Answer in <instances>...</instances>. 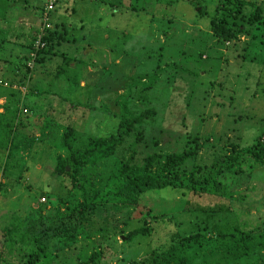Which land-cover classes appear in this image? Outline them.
Listing matches in <instances>:
<instances>
[{"label": "rangeland", "instance_id": "1", "mask_svg": "<svg viewBox=\"0 0 264 264\" xmlns=\"http://www.w3.org/2000/svg\"><path fill=\"white\" fill-rule=\"evenodd\" d=\"M218 1L59 0L49 21L64 38L55 49L58 54L39 65L28 44L42 25L47 0H0V80L24 87H9L20 93L21 122L15 134L33 141L31 151L17 155L19 164L7 170L6 150L0 149V264L11 260L5 226L34 217L32 207L41 206L47 219L58 200L69 196V177L54 173L57 155L66 153L62 135L68 128L81 142L108 136L122 115L148 108L155 115L135 127L107 161L108 170L116 159L134 155L142 162L155 152L197 146L195 163L207 168L222 163L220 185L211 184L201 194L168 186L144 192L136 206L103 209L101 217L115 227L110 239L81 240L71 250L59 251L60 256L83 260L100 242L104 262L126 264L168 244L175 232L212 237L204 228L211 207L223 208L211 226L226 217L264 230V165L253 164L244 154L241 165L228 167L236 152L233 145L243 152L258 139L264 141V27L246 24L248 32L237 39L218 38L210 27ZM246 1V15L258 6L264 15V0ZM25 56L30 68L26 81L19 77L26 67L15 66ZM5 103L3 97L0 104ZM144 225L152 228L150 236L130 242L113 236ZM50 243L57 252L58 241Z\"/></svg>", "mask_w": 264, "mask_h": 264}, {"label": "trees", "instance_id": "2", "mask_svg": "<svg viewBox=\"0 0 264 264\" xmlns=\"http://www.w3.org/2000/svg\"><path fill=\"white\" fill-rule=\"evenodd\" d=\"M246 3V0L218 1L216 13L210 22L215 36L230 42L248 32L246 24L264 27L261 8L258 6L246 15L243 10ZM198 9L202 14L203 8L198 6ZM37 34L38 30L28 44L29 49L34 48ZM63 36L64 33L58 28L48 30L43 37L44 47L36 51L34 61L42 65L51 55H57L55 49ZM2 41L0 38V47ZM60 55L64 56L65 52ZM28 58L25 56V61L20 59V63L15 65L17 69L26 67L19 76L24 81L30 71ZM1 97H6V103L0 104V109L4 108L0 111V149L6 150L4 169L7 170L19 164L17 155L31 151L33 141L25 139L23 133L15 134L21 122L18 114L20 93L0 85ZM154 112V108H148L137 115H122L114 133L88 136L83 142L74 134L73 128H68L62 135V146L66 153L57 155L54 168L55 174L67 176L71 181L68 199L58 200L52 217L46 219L41 214V206L32 207L36 214L34 217L27 220L13 219L3 228L4 244L11 258L7 264H107L104 262L105 247L102 249L100 242L101 248L95 246L90 255L76 262L62 258L59 251L71 250L81 240L95 243L110 239L109 232L115 227L101 217V211L109 207L136 206L146 191L170 186L201 194L207 192L211 184L220 185L222 163H213L210 168L195 163L193 160L198 154L197 146L182 152H155L144 157L142 162H136L134 155L128 160L116 159L115 165L108 170L107 161L115 155L135 127L144 119L153 117ZM137 134L140 139L141 132ZM232 151L236 152L230 157V168L241 165L244 154L252 158L253 164L264 165V141L260 139L243 148V152L235 145ZM191 161L192 165L189 164ZM0 188L3 189V186L0 185ZM222 211L223 208L211 207L205 218L204 228L208 229V233L213 232L212 237L200 231L186 235L175 232L168 244L157 246L144 257L126 264H264V230L243 227L226 217H220L211 226V221ZM221 220L224 223L220 225ZM151 234L152 228L148 225L133 228L127 234L121 230L113 232L116 238L124 236L125 242ZM54 239L58 241L57 252L50 249V242ZM198 254L206 255L198 261Z\"/></svg>", "mask_w": 264, "mask_h": 264}, {"label": "built area", "instance_id": "3", "mask_svg": "<svg viewBox=\"0 0 264 264\" xmlns=\"http://www.w3.org/2000/svg\"><path fill=\"white\" fill-rule=\"evenodd\" d=\"M59 2V0H47V3L43 9L42 13V25L38 29V34L37 38L34 43V49L35 53L32 55V61H34L36 57V51L39 50L40 48L44 47V42H43V37L47 33L48 30L53 29L52 23L49 21V14L51 11L55 9L56 4ZM32 66V64H30ZM0 85L5 86V87H11L12 89H20L24 91L23 86H17V85H10L6 81L0 80ZM44 200V199H43Z\"/></svg>", "mask_w": 264, "mask_h": 264}, {"label": "crops", "instance_id": "4", "mask_svg": "<svg viewBox=\"0 0 264 264\" xmlns=\"http://www.w3.org/2000/svg\"><path fill=\"white\" fill-rule=\"evenodd\" d=\"M37 30H38V29H37ZM2 72H5V71H2ZM82 84H84V83H82ZM0 101H3V97H2V99H1Z\"/></svg>", "mask_w": 264, "mask_h": 264}]
</instances>
